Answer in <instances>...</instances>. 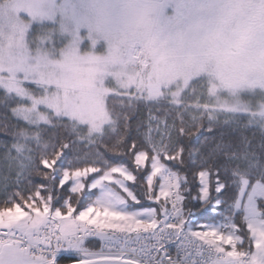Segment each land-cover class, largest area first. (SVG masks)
<instances>
[{"label": "snow or ice", "instance_id": "obj_1", "mask_svg": "<svg viewBox=\"0 0 264 264\" xmlns=\"http://www.w3.org/2000/svg\"><path fill=\"white\" fill-rule=\"evenodd\" d=\"M65 255L264 264V0H0V264Z\"/></svg>", "mask_w": 264, "mask_h": 264}, {"label": "trees", "instance_id": "obj_2", "mask_svg": "<svg viewBox=\"0 0 264 264\" xmlns=\"http://www.w3.org/2000/svg\"><path fill=\"white\" fill-rule=\"evenodd\" d=\"M143 114V113H142ZM201 219H206L209 222L213 219V214L210 211H207L203 214V216L200 217ZM72 257H62L61 258V264H68L72 262Z\"/></svg>", "mask_w": 264, "mask_h": 264}, {"label": "built area", "instance_id": "obj_3", "mask_svg": "<svg viewBox=\"0 0 264 264\" xmlns=\"http://www.w3.org/2000/svg\"><path fill=\"white\" fill-rule=\"evenodd\" d=\"M63 257H70V256L65 255V256H63Z\"/></svg>", "mask_w": 264, "mask_h": 264}]
</instances>
